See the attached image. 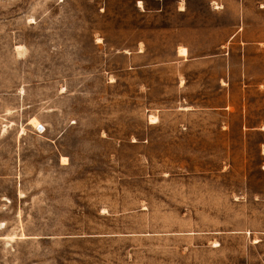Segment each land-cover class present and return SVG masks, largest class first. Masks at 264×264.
<instances>
[{
    "label": "rangeland",
    "instance_id": "rangeland-1",
    "mask_svg": "<svg viewBox=\"0 0 264 264\" xmlns=\"http://www.w3.org/2000/svg\"><path fill=\"white\" fill-rule=\"evenodd\" d=\"M0 264H264V0H0Z\"/></svg>",
    "mask_w": 264,
    "mask_h": 264
},
{
    "label": "bare ground",
    "instance_id": "bare-ground-1",
    "mask_svg": "<svg viewBox=\"0 0 264 264\" xmlns=\"http://www.w3.org/2000/svg\"><path fill=\"white\" fill-rule=\"evenodd\" d=\"M138 5H140V1H138ZM177 51H178V54H179V55H185V54H186V49H185L184 47H182V46H179V47L177 48ZM183 108H184V107H183ZM148 121H149L150 123L155 122V121H156V117L153 116V115H150V116L148 117ZM38 123H39V122H38L37 118H35V117H31V118L29 119V121H28V124H30V125H32V126H37Z\"/></svg>",
    "mask_w": 264,
    "mask_h": 264
},
{
    "label": "crops",
    "instance_id": "crops-1",
    "mask_svg": "<svg viewBox=\"0 0 264 264\" xmlns=\"http://www.w3.org/2000/svg\"><path fill=\"white\" fill-rule=\"evenodd\" d=\"M184 47V46H183Z\"/></svg>",
    "mask_w": 264,
    "mask_h": 264
}]
</instances>
